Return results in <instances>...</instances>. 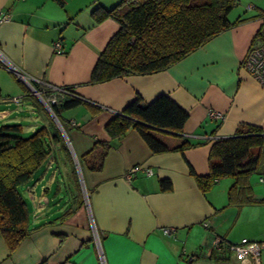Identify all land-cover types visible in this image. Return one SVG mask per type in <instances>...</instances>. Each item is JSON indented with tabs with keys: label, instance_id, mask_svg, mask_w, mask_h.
Segmentation results:
<instances>
[{
	"label": "crops",
	"instance_id": "0c3cea01",
	"mask_svg": "<svg viewBox=\"0 0 264 264\" xmlns=\"http://www.w3.org/2000/svg\"><path fill=\"white\" fill-rule=\"evenodd\" d=\"M117 1L0 0V14L8 16L0 22V125L19 118L21 111L33 118L29 132L22 126L24 135L55 123L32 93V83L71 86L99 107L95 113L85 105L60 111L67 151L51 141L45 170L20 187L31 230L13 251L0 234V264H255L253 256L217 258L211 239L217 234L230 241L232 226L246 211L261 221L241 238L264 239V193H254L247 178V191L235 189L230 197V176L204 191L190 169L207 174L215 138L247 126L264 133V85L242 67L249 48L261 41L256 37L261 21L240 19L165 69L89 83L99 53L119 27L112 17L95 22L92 10ZM56 41L61 52L54 50ZM160 94L188 112L182 132L192 143L189 148L154 153L135 129L110 139L109 119L136 95L151 101ZM211 110L223 117H211ZM95 140L110 141V147L102 168L93 171L79 158ZM50 172L49 181H56L63 199L57 210L47 203ZM163 178L170 180V189L160 188Z\"/></svg>",
	"mask_w": 264,
	"mask_h": 264
},
{
	"label": "trees",
	"instance_id": "16d2710c",
	"mask_svg": "<svg viewBox=\"0 0 264 264\" xmlns=\"http://www.w3.org/2000/svg\"><path fill=\"white\" fill-rule=\"evenodd\" d=\"M235 3L236 0H118L109 8H94L92 16L95 22L112 17L119 27L99 53L88 82L99 83L113 77L165 69L239 22L240 19L231 21L228 18ZM256 37L264 40V32L260 28ZM32 85L40 87L37 83ZM67 87L74 92L71 86ZM78 105H85L91 113L99 109L76 93L50 105L64 130L66 125L60 111ZM187 118L188 112L165 94L151 101L136 95L121 112L108 120L105 130L112 140L119 139L129 129H135L154 153L183 152L192 145L182 132ZM53 140L67 151L65 140L53 122L26 135L20 123L0 125V234L9 251H13L31 230L27 203L20 187L29 183L37 170L45 165L52 152ZM262 146L264 133L261 129L247 126L233 136L215 138L211 142L207 174L197 175L192 169L190 172L204 191L217 179L232 177L229 193L232 197L235 189L247 191L248 176L260 170ZM109 147L110 141L95 140L79 162L89 170H100ZM73 179L77 181L75 167ZM159 182L161 189L171 188L169 179L163 178ZM75 185L79 186L77 182ZM78 197L81 200V193ZM70 210L68 208L64 213ZM213 254L217 258H229L226 254Z\"/></svg>",
	"mask_w": 264,
	"mask_h": 264
},
{
	"label": "built area",
	"instance_id": "2783aa9c",
	"mask_svg": "<svg viewBox=\"0 0 264 264\" xmlns=\"http://www.w3.org/2000/svg\"><path fill=\"white\" fill-rule=\"evenodd\" d=\"M7 17V14H0V22ZM53 47L56 52L62 51L61 44L58 41L53 43ZM242 67L261 85H264V40L260 41L256 45H252L249 48L242 61ZM41 85L43 86L39 88H34L32 86L33 89L31 87V91L44 102L50 111L51 104H56L62 101V99L68 95H75L72 90L64 85H54L48 82H42ZM45 91H48V93L46 94ZM43 94H46V96L43 97ZM9 99L14 102H19L20 100L19 97H10ZM209 115L216 119L223 117L222 112L215 110L209 111ZM134 170L135 168L131 169V171ZM146 174H150V169H146ZM258 179L259 181L264 182V171L259 174ZM203 224L205 226L207 225L206 222ZM171 231V228H164L165 233H171ZM260 248H264V239L260 241H252L247 238H241L239 242H231L217 234H215L211 239V249L217 255H224L228 252L226 255L229 257L234 256L241 259L253 256L255 264H259L258 254Z\"/></svg>",
	"mask_w": 264,
	"mask_h": 264
},
{
	"label": "rangeland",
	"instance_id": "374dc122",
	"mask_svg": "<svg viewBox=\"0 0 264 264\" xmlns=\"http://www.w3.org/2000/svg\"><path fill=\"white\" fill-rule=\"evenodd\" d=\"M90 1V0H89ZM229 20H236V19H259L260 26L262 32H264V0H236V3L231 8L230 12L228 13ZM43 102V101H42ZM44 103V102H43ZM47 107V106H46ZM48 109V107H47ZM49 113L52 115V112L50 109H48ZM19 118H8L6 122L13 123L16 121V119L19 120L20 124L23 126L25 131H28L27 127L32 121V117L24 111H21L18 113ZM53 116V115H52ZM55 119V123L57 124L58 128L61 129V125L58 119H56L55 116H53ZM29 132V131H28ZM260 167L258 171L252 172L248 178L251 188L253 189V192L255 190H258L261 193H264V183L258 181L259 173L260 171H264V146H262V159L260 162ZM46 163L41 167L40 170H38V173H42L45 170ZM38 173L36 176H38ZM51 175V172L47 175V182L45 184L48 185L49 191L46 194V197L50 198L51 200L48 201L49 207L55 208L57 210L56 205L62 202L63 199L60 198L62 196H59L57 194V184L56 181H53L52 183L49 181V176ZM84 189V188H83ZM84 200L87 199V193L85 190H83ZM41 190L38 189V194H41ZM255 193V192H254ZM28 204V203H27ZM31 208V207H30ZM260 220H256V214L252 211H246V213L240 217L236 223L231 228V234H230V241L231 242H239L242 235L249 230H255L258 227V223H260ZM246 238V237H245ZM250 240L249 238H247ZM234 257V256H232ZM260 260H262V264H264V252H262L259 256Z\"/></svg>",
	"mask_w": 264,
	"mask_h": 264
},
{
	"label": "water",
	"instance_id": "95a60500",
	"mask_svg": "<svg viewBox=\"0 0 264 264\" xmlns=\"http://www.w3.org/2000/svg\"><path fill=\"white\" fill-rule=\"evenodd\" d=\"M31 87H32V86H31ZM32 89H33V87H32ZM56 119H57V118H56ZM61 130H62V132H64L63 129H62V127H61Z\"/></svg>",
	"mask_w": 264,
	"mask_h": 264
}]
</instances>
